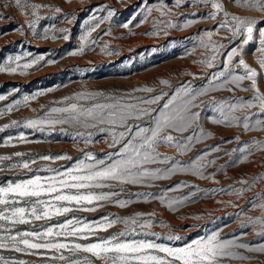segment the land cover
<instances>
[{"label":"snow or ice","instance_id":"6c2138e0","mask_svg":"<svg viewBox=\"0 0 264 264\" xmlns=\"http://www.w3.org/2000/svg\"><path fill=\"white\" fill-rule=\"evenodd\" d=\"M142 2V19L135 27L147 22L153 12L158 13L152 21L157 30L146 33L149 36H159L162 31L167 34L168 29H188L202 20L218 21L214 28L202 30V34L198 32L196 35V46L210 53L202 56L199 63L204 69L217 70L208 75L204 85L197 87L188 81L174 88L171 93L158 91L152 86L137 87L126 93L80 91L55 101L57 106L42 109L43 115L23 122L12 120L0 127V132L12 127H24L39 132L47 130L50 135L58 130L60 134L86 146L99 142L96 137L100 136L113 149L97 155L82 148L79 149L81 156L78 158L67 153L33 157L21 151L0 156V171L5 170V162H10L7 164L9 170L32 173L26 179L0 185V251L36 256L44 264H229L231 261L257 259L245 252L264 254V242L242 243L235 237L225 239L221 236L222 229L198 236L181 246L161 242L180 241L184 238L171 234L164 236L151 231L155 226V212H136L125 216L106 214L91 221L75 215L95 213L108 206L128 209L136 203L153 201L175 212L198 199L211 198L219 193L243 198L245 193L264 182V174H261L251 179L242 178L236 182L239 187L230 186L229 189L206 190L185 181L159 188L160 182L182 174L215 180V172L206 174L221 158H210L213 153L223 152L229 157L237 154L229 165L235 166L250 163L251 157L256 153L264 152V140L240 142V137L236 136L234 139L241 143L239 148L229 151L222 149L220 145H214L199 151L190 160L180 158L214 137V133L203 126L202 112L205 110L215 113L209 117L215 125L238 128L243 132H264V91L258 83L259 79H264V26L258 27L264 25V20L232 14L226 10L223 0H169L168 3L160 0L159 4H149L148 0ZM228 2L264 13V0ZM10 3L21 9H29L25 15L36 17L29 20L26 26L37 38L69 40L70 30L67 28L56 29L51 26L44 28L42 33L36 31L41 19L39 10L50 6L31 3V0H10L4 7L10 6ZM186 5L210 6L213 11L205 14L192 12L188 14L192 18L186 17L182 22H174L173 18L180 13L173 9H181ZM104 8L106 6H101L100 10ZM54 11L59 13L62 10L56 7ZM114 14V9H108L105 16L93 15L91 20L85 21V31L79 37L80 45L66 55L83 56L86 50H93L92 46L102 37L92 38V33ZM62 18L71 23L75 16L64 14ZM0 19L8 17L0 13ZM129 23L122 26L129 28ZM23 27L19 26L14 31L22 32ZM129 32L131 33V29ZM221 32L229 35L221 36L219 40L214 39ZM254 33L258 36H254ZM104 34L110 35L111 30H106ZM254 40H258L254 54L258 53L262 71H257L244 59V48ZM102 50L108 55L117 54L108 51L107 44ZM186 54L190 55L191 52ZM26 55L31 56V53ZM220 57L222 59H218ZM55 63L56 59H46L44 54L29 60L20 55L9 56L0 61V74L26 76L30 74V69L39 70L37 66ZM191 75L194 79L201 78ZM159 83L171 87L168 80H161ZM54 90H40L33 95L13 100L0 109V117L19 110L21 106L29 107L31 101ZM224 91L231 93V96L218 99L213 95ZM237 91L251 92L252 95L244 98L237 96ZM204 97L209 99L206 101ZM7 99V95L0 94V101ZM205 105L207 109L204 108ZM35 142L37 141L30 140L25 133L20 132L15 137H7L0 147ZM162 147L175 149L176 155L161 152ZM25 156L29 158L24 159ZM38 161L48 163L37 166ZM58 161L70 163L68 166H51ZM218 170L223 172L226 166L220 165ZM133 188H159V191L133 192ZM185 188L191 190L182 196L173 195ZM199 193L203 195H198ZM228 203L231 204L232 201ZM249 207L259 209L260 215L248 217L246 210L237 213V216H245L240 227L251 229L257 237L264 240V191L256 193L249 201ZM117 224L124 227L117 232H109ZM0 264L34 262L0 254Z\"/></svg>","mask_w":264,"mask_h":264},{"label":"rangeland","instance_id":"374dc122","mask_svg":"<svg viewBox=\"0 0 264 264\" xmlns=\"http://www.w3.org/2000/svg\"><path fill=\"white\" fill-rule=\"evenodd\" d=\"M6 2L10 0H0V13L8 19H0V61L5 60L9 56L20 55L29 60L32 57L45 55L46 59H56L57 63L48 66H37L30 69L29 75H8L0 74V94L7 95L8 99L0 101V109L10 104L13 100L22 99L25 95H33L40 90L55 89L47 92L46 95L38 97L37 100L31 101L29 107L21 106L19 110L0 117V127L10 123L12 120L25 121L43 115V110L49 107L57 106L54 102L62 100L65 96H71L77 92L89 90H103L106 93H126L134 88L142 86H152L158 91L164 90L169 93L180 84L190 81L193 86H201L206 83L208 75L217 69H204L199 60L204 55H209L204 49L197 47V33L202 34V30H210L218 23L213 20H202L196 25L184 29H168L167 34L162 31L159 36H149L146 33L156 31L153 27V19L158 13L153 12L147 22L141 23L139 27L135 25L142 19L140 13L144 7L142 0H31V3L48 5L39 10L41 19L38 22L36 31L42 33L44 28L54 26L56 29L67 28L70 30V38L68 41L63 39H39L34 36L27 28L29 20L36 19L34 16L25 15L29 9L18 8L10 3V6L4 7ZM160 0H148L149 4H159ZM168 3L169 0H164ZM226 10L235 15L254 17L257 20H264V13L248 10L235 3H229L223 0ZM101 6H106L104 10H100ZM59 7L62 11L57 13L54 8ZM108 9H114L115 14L108 20H104L100 27L92 33V38L102 37L93 50H86L83 56H69L67 52L76 49L80 45L79 37L85 31V21L92 19V16L103 17ZM180 13L174 17V22H182L189 13L205 14L213 11L209 7H188L187 5L181 9H173ZM64 14H74L75 19L71 23H67L62 18ZM49 17V19H44ZM133 17H135L133 19ZM130 21V23H129ZM94 23V21H93ZM129 23V28L122 25ZM19 26H24L23 31H14ZM264 25H258L261 27ZM110 29L111 34L105 35V31ZM131 29V33L129 32ZM7 33V35H2ZM59 35V33H57ZM229 33L221 32L220 36L214 37L219 40L221 36H228ZM254 36H258L254 33ZM239 43V41H237ZM107 44V50L117 54L108 55L102 49ZM258 47V40L250 42L244 48V59L251 67L262 71L258 63V53L254 54V49ZM191 54H186V52ZM31 53V56L26 54ZM222 59V57L218 58ZM24 61L22 60L21 63ZM43 64V62H41ZM222 67V64L220 65ZM195 74L197 77L193 78ZM161 80H168L171 87L162 85ZM248 82L246 81L245 84ZM258 83L261 90L264 91V79H259ZM18 89L19 91H15ZM213 95L216 98L231 96L229 92H217ZM237 96L249 98L251 92L237 91ZM207 101L209 97H204ZM207 109V105L204 106ZM215 115L210 110L202 112V123L206 130L214 133L212 139L207 140L196 146L193 152L186 156L180 157L182 160H190L195 157L199 151L206 150L210 146L220 145L224 150L239 148L240 142L251 141L253 139L264 140V132L253 131L243 132L242 129L228 128L222 125L211 123L210 116ZM59 127V126H58ZM20 132L25 133L32 141L30 144H17L15 147H0V156L12 155L16 151L30 154L33 157L46 154H61L78 158L81 156L79 149L92 151L97 155H103L104 152L113 151L107 143L101 140L100 136L96 137L97 143L84 145L82 142H74L70 137L64 136L57 130L51 135L46 130L39 132L24 127H12L0 132V144L9 136H17ZM240 137V142L234 138ZM231 143H226V141ZM161 152L168 155H176L175 149L162 147ZM232 157L225 156L223 152L213 153L210 158L220 156L214 167H210L206 174L215 172V180H203L191 175H177L171 180L162 181L159 188L171 187L181 181L188 184L198 185L201 189H229L239 187L236 183L242 178L251 179L254 176L264 174V152H258L251 157L252 162L244 164H236L229 166ZM25 156L24 159H28ZM19 159V158H16ZM5 162V170L0 171V185L8 181H18L26 179L32 173L24 171H12L7 168ZM48 162L38 161V165H44ZM68 161H58L51 164L52 167L68 166ZM225 165L226 170L219 171V166ZM35 167V166H34ZM46 175L47 173H40ZM218 181V183H217ZM159 188L153 189H137L132 191H159ZM191 189L185 188L173 195L182 196L187 194ZM264 191V182L259 183L252 191L244 194L243 198L235 195H226L219 193L211 196V198H203L196 200L195 203H189L181 207L178 211H169L166 207L153 201L151 203H136L128 209H121L117 206H108L95 213H75V215L87 218V220H98L106 214L125 216L136 212L151 213L155 212L153 218L155 226L151 231L161 233L162 235H179L183 237L180 241L162 240L164 243H173L181 246L198 236L207 235L211 231L222 229L221 236L225 239L235 237L238 242L242 243H261V240L249 228H241V222L245 216H237L246 210L248 217H256L260 215L259 209L249 207V201L253 199L256 193ZM198 195H203L199 193ZM232 201V203H228ZM236 205V206H233ZM201 217V219H195ZM64 218H60L63 220ZM56 222V221H53ZM26 227V226H21ZM124 226L117 224L109 230V232H117ZM246 233V235H245ZM100 235H108V233H100ZM243 251V250H241ZM5 256H13L20 259L29 260L34 264H44V262L36 256H25L22 254L0 251ZM246 255L256 256L257 259L251 261H231L229 264H264V254L248 253ZM99 264V262H97Z\"/></svg>","mask_w":264,"mask_h":264}]
</instances>
